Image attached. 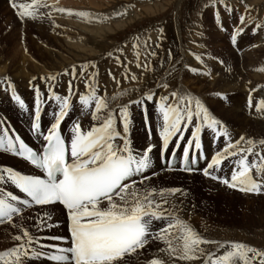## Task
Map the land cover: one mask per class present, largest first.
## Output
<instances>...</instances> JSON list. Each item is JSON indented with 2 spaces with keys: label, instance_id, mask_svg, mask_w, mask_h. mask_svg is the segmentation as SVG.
Here are the masks:
<instances>
[{
  "label": "rangeland",
  "instance_id": "374dc122",
  "mask_svg": "<svg viewBox=\"0 0 264 264\" xmlns=\"http://www.w3.org/2000/svg\"><path fill=\"white\" fill-rule=\"evenodd\" d=\"M54 1L57 0H41V3L59 8V2ZM89 1L88 8L86 6L84 9L74 6L62 8L69 9L65 12H69L73 16H81L76 12L78 11L84 15L92 14L93 17L98 15L101 17L117 16L118 19L122 14L130 12L131 8H135L137 4L135 6L134 4L139 2V0ZM97 1L106 2L107 5L104 3L106 6L101 7ZM17 2L28 4L31 3V0H17ZM152 4L158 5L157 8L162 10L159 9L157 13L142 17V19L138 18L105 38L94 41L91 38L88 40L87 35L74 37V44H79L86 38L88 40L86 47L88 50L90 49L91 53L81 60L74 52L77 49H69L65 45L63 37L69 36L65 34L64 30H60L61 25L55 18L54 8H41L40 14L35 20L25 18L21 21L10 6V0H0V66L2 67L0 68V124H11L25 135V139L29 140L28 130L31 126L29 122H32L35 108V93L32 90V84H35L44 93L45 104L42 107L41 119L47 129L53 122L51 113L57 110L56 103L47 99V85L53 82L47 81L46 78L53 75L57 77V81L54 82V90L61 96L67 95L68 81L72 79L73 83L72 109L62 128L66 133H64L65 137H68L69 140H71L70 129L74 123L79 122L82 131L87 132L93 126L102 125L110 116L115 117L117 130L122 133L119 112L121 108L128 106L132 114L128 138L133 155L139 156L147 147L155 145L149 156H152L151 158L156 156L154 165L157 167L154 171L157 175L151 173L148 179H144L141 183L136 182L132 187L138 186V194L141 195L155 189L156 192L152 194V199H155L156 203H161L162 210H167L165 216H170L171 222L175 223L176 219L182 220L201 239L214 243L199 245L200 248L203 247V253H197L199 258L191 260V262L179 259L178 255L169 256L167 245L163 241L149 238V243L145 248L128 254L123 258L124 261H127V264H149L152 259H160L166 264H187V262L206 264L211 254L219 256L225 251H230L234 243H243L264 252V172L257 171L264 167V159H262L264 145L260 144V141L264 140V135L259 134L253 125L251 128H243L238 120L234 117L230 118V116L227 118L228 115L225 114L231 109L238 108L251 123L258 119L261 121L264 119V107L260 104L264 99L261 94L247 91V88L242 90L244 85L250 83L247 79L248 73L251 71L254 74V68L264 66V0H225V4L231 9L230 12H227L224 5L219 4L218 0H155ZM146 6L154 5H144L140 10L143 11ZM130 14L133 15V13ZM242 15L245 21L240 24ZM127 16H125L126 20H123L128 21L130 18ZM221 20H223L227 31H222L219 27ZM257 25H261V27L257 29ZM237 27H242L244 32L238 37L237 45L233 46L230 43V35ZM48 53L57 55L49 57ZM137 53H139V67H137ZM196 56H200L203 63L196 60ZM221 61L223 64L220 63ZM81 63L82 65H79ZM64 64H67L66 67ZM83 64L84 66L90 64L91 72L87 70L82 74L78 68L82 69ZM73 66L76 68L75 77L70 75ZM193 68L197 69V72H192ZM1 71L6 72L2 73ZM66 72L68 75L65 74ZM84 74L85 78L82 76ZM99 74L102 76H98ZM133 75L136 76V80L132 79ZM27 76L29 77L27 78ZM17 77L21 80L19 81ZM98 78H100L99 81ZM92 79L94 82L96 81L97 95L107 105L99 112L95 110V100L89 107H84L79 103V95H87L89 94L87 92H90L88 88V90L82 91L85 88V82ZM9 82L15 84L17 93L26 102L27 110L21 109L11 99ZM163 84H167L168 87H161ZM146 91L155 93L153 102L145 101L148 111L147 119H145L142 106L131 103L134 100L142 99ZM173 91L177 92L175 98L177 101L181 97L199 99L210 113L221 121V125L228 128L233 144L241 136L245 137V140L237 146L238 148L247 149L249 147L247 141L249 139L254 141L255 145H252L251 153L238 152L236 156H229L221 165L220 171L215 174L230 179L234 168L237 171L240 170L236 162L242 156H246L247 163L251 168L250 175L262 185L259 194L229 188L219 181H213L209 177L203 176L199 170L197 173L189 175L177 171L167 172L158 165L156 162L158 145L162 141L159 137L162 127V116L158 111L160 97L168 96L167 103L171 105L174 103L170 95ZM224 96L226 99L223 98ZM249 99H251V105H249ZM93 114L96 119H93ZM147 124L152 130L154 138L147 136L145 129ZM191 130L189 127L187 133H191ZM30 136L34 138V135L30 134ZM184 139V143H186L189 137ZM206 139L213 141L214 146L210 151L214 152L212 154L214 155L226 146L228 138H215L211 130L205 128L202 133V143ZM177 140L178 137L174 139L171 146ZM115 142L117 145L123 144L119 138ZM31 143L37 145L35 140H32ZM17 163L22 164L15 159L0 160V175L5 176V180L0 181V199H6L12 204L14 201L7 196V193H18L12 183L7 180V173L3 171L2 166L11 167L25 174L33 173L29 168ZM172 188L181 189L184 195L179 192L175 194L165 192L164 197L159 195L162 190ZM131 190L132 188L128 191L131 192ZM117 198L114 200L119 203ZM163 199H167L169 203L164 204ZM30 210L33 208L21 209L19 213L12 215L11 220L3 223L5 225L12 224L23 213L28 212L29 214ZM49 212L47 210L30 212L31 216L39 222L34 229L27 231L39 241V244L34 245L39 250H43L40 245L50 242L47 240L48 236L59 234L58 229L62 228L59 226L60 223L67 222L66 213H59L45 223L43 220L46 215L44 214ZM41 221H43V227ZM168 222V219L154 220L150 231L156 232L165 227ZM13 231H0V254L12 250L20 243L15 237L22 235L24 230L20 233L15 231L13 233ZM15 233L18 234L15 235ZM62 234L65 235V233ZM180 234L179 229H173L170 239ZM176 244L177 241L173 239V246L175 247ZM221 245L223 247H220ZM9 259L10 257H3V260L9 261L11 264L13 259ZM24 259L23 264H39L35 259ZM235 259L238 264H243L238 257ZM0 264H3L2 260H0ZM253 264H259V257Z\"/></svg>",
  "mask_w": 264,
  "mask_h": 264
},
{
  "label": "snow or ice",
  "instance_id": "6c2138e0",
  "mask_svg": "<svg viewBox=\"0 0 264 264\" xmlns=\"http://www.w3.org/2000/svg\"><path fill=\"white\" fill-rule=\"evenodd\" d=\"M219 4L224 5L225 10L231 9L225 4V0H218ZM10 6L15 10L18 19L23 21L25 18L36 19L40 14L41 8H54L57 12L69 11L63 8L41 3V0H31V3H18L17 0H10ZM218 15V11L216 12ZM50 15V14H49ZM84 15V13H79ZM245 21L244 16L240 17V24ZM219 27L222 31H227L224 22L221 20ZM257 29L261 25L256 26ZM163 32V29H161ZM244 32L242 27H237L230 35V43L236 46L238 37ZM255 34V32H254ZM137 47V45H134ZM111 55V53H109ZM154 55V53H153ZM196 60L203 63L200 56ZM119 60V57H117ZM220 63L223 64V61ZM139 53H137V67H139ZM86 66L81 69L85 72ZM197 72V69H191ZM76 68L73 66L71 75L75 77ZM65 74H68L67 72ZM35 79V78H34ZM135 80L136 76L133 75ZM52 81L47 85V99L54 101L57 110L51 113L53 122L50 123L47 132L41 131L42 107L45 104L44 93L38 85L32 84V90L35 93L34 119L31 124L33 132L42 137V151H37L28 145L19 135L13 140L5 130L4 135L0 136V149L6 153H11L19 158L30 162L36 169L42 171L43 175L23 174L8 166H2L3 171L7 173L9 180L16 188L22 191L26 198L21 199L11 192L7 193L12 201H18L24 206H47L60 204L66 211L69 222V237L54 236L51 239L55 241L68 243L69 246L61 247L59 243L51 245H40L48 251H41L34 247L39 244L36 237H33L27 230L15 239L20 243L10 251L0 254V260L3 264H9V261L3 260V257H13L11 264H23V258L36 259L46 258L53 264H127L124 261L126 254L137 252L143 249L149 243V238L163 241L167 245L169 256L178 255L181 260L198 259L197 253H203L199 247L201 244L214 243L201 239L198 234L182 220L176 219L171 222L170 216H165L161 203H156L152 199V194L156 192L152 189L147 194H138V190L132 187L136 184L133 177L140 176L141 180L148 179L142 174L151 167L149 153L155 147L150 145L141 155H133L129 145L128 134L132 124L131 112L128 106L121 108L119 112L123 132L117 130L114 116H110L100 126H93L87 132L82 131L81 124L76 122L70 129V145L66 143L60 129L64 120L68 117L72 109L73 83L68 81L67 95L57 94L55 75L46 78ZM11 88V99L15 101L21 109H26L25 100L17 93L14 83L9 82ZM85 87L91 89L89 94H80L79 103L84 107H89L95 100V110L99 112L107 107L104 100L97 95L94 79L86 81ZM167 88V84L161 85ZM7 90V89H6ZM171 97L173 104H168V96H161L159 103V113L162 116V127L159 131V137L162 140V152H166L173 138L178 137L179 141L184 140L185 134L191 127L190 137L183 149V170L192 173L197 171L194 167L198 163L195 151L202 150V133L205 128L211 130L215 138L225 137L226 146L211 156L210 162L200 170L203 176L209 177L213 181H219L229 188L238 189L242 192L259 194L262 189L261 183L253 179L250 175L251 168L247 163L246 156H242L236 163L240 170L235 168L231 172L230 179L224 176H218L221 165L229 156H236L238 152H252L254 141H247V149L237 148L245 137L241 136L233 144L230 140V133L227 127L221 125V121L215 118L199 99L192 97H181L178 101L177 92L173 91ZM155 93L146 91L142 99L132 101V104L142 106L145 119H147V102L154 101ZM226 99V96L223 97ZM264 107V101L260 102ZM251 105V99H249ZM93 119H96L93 114ZM195 121V123H194ZM119 138L123 141L122 145H117L115 141ZM264 145V140L260 141ZM194 152L189 157L190 149ZM236 149L233 151L232 149ZM69 156L71 162H69ZM174 159L175 154H172ZM200 159H208L201 155ZM264 159V157H262ZM264 172V167L257 170ZM152 175H157L153 172ZM5 176L0 175V181H4ZM132 188L131 192L128 190ZM165 192L175 194L177 192L184 195L179 188L162 190L159 195L164 197ZM118 197L119 203L113 198ZM107 201V207H102ZM167 204L168 200L163 199ZM20 207L7 202L6 199H0V219L7 218L11 220L14 213H19ZM48 220L52 217L45 213ZM168 219L165 227L151 232L150 227L153 221ZM43 227V221H41ZM51 227V225H48ZM179 229L180 235L172 236V230ZM173 239L177 241L173 246ZM223 247V245H221ZM51 251V255L48 252ZM251 254V255H250ZM239 258L243 264H253L259 257V264H264V252L243 243H234L232 250L225 251L219 256L211 254L206 264H238ZM149 264H165L163 260L152 259Z\"/></svg>",
  "mask_w": 264,
  "mask_h": 264
},
{
  "label": "bare ground",
  "instance_id": "6f19581e",
  "mask_svg": "<svg viewBox=\"0 0 264 264\" xmlns=\"http://www.w3.org/2000/svg\"><path fill=\"white\" fill-rule=\"evenodd\" d=\"M101 1V0H100ZM100 1H97L98 3H100V6L101 7H104V6H106L107 4H106V2H100ZM106 1V0H105ZM154 1L155 0H139V2H137V3H135L134 4V6L136 5V7L135 8H131V10H130V12H127V13H124V15L125 16H127V18H130V19H128V21H125L126 19H125V16L122 14V16H120L118 19H117V16H110V17H101V16H91L92 14H89V15H81V16H78V15H74L73 16V14L71 15V13H69V12H55V18L57 19V21H58V24H60L61 25V28H60V30H64V32H65V34H67L69 37H63V38H65L63 41L65 42V45L69 48V49H77V51H75L74 50V52L76 53V55H77V57H79L81 60H84L85 59V57L86 56H88L90 53H91V51H89L88 50V48L86 47V45H87V43H88V40L91 38L92 40H97V39H101V38H105V37H107V35H110V34H112V33H114V32H116L117 30H119V29H122V28H124V27H126V25H128L130 22H132V21H134V20H136V19H138V18H140V19H142V17H145V16H149V15H152V14H155V13H157L158 11H159V9H161V8H157L158 7V5H155V4H152V3H154ZM158 1V0H157ZM54 2H59L58 4H59V8H62V7H70V6H74L75 8L76 7H83V9L85 8V6L87 7L89 4H90V1L88 0V2H86V0H68V1H64V0H57V1H54ZM108 2V1H107ZM110 2V1H109ZM154 5V6H146V8H144L143 9V11L142 10H140V8L141 7H143L144 5ZM256 4V3H255ZM235 5H237V4H235ZM92 6V5H91ZM90 7V6H89ZM88 8V7H87ZM82 9V10H83ZM69 10V9H68ZM129 10H127V11H129ZM162 10V9H161ZM72 12V11H71ZM77 13H80V12H78V11H76ZM102 13V12H101ZM130 13H133V15L132 14H130ZM127 14V15H126ZM130 14V15H129ZM112 15V14H111ZM132 15V16H131ZM135 15V16H134ZM55 19V20H56ZM115 19H117L116 21H114ZM123 19H125V20H123ZM114 23V24H113ZM66 35V36H67ZM83 35H87L89 38H88V40H87V38L85 39V40H83L81 43H79V44H74L75 42H74V37H76V36H79V37H81V36H83ZM65 36V35H64ZM85 37V36H84ZM63 38H61V39H63ZM60 39V40H61ZM264 40V39H263ZM59 41V40H58ZM77 41V40H76ZM89 45V44H88ZM87 49H86V48ZM249 54V53H248ZM247 54V55H248ZM250 54H251V52H250ZM255 54V53H254ZM48 55H49V57H54V55H57V54H53V53H48ZM91 56V55H90ZM95 56V55H94ZM248 57V56H247ZM251 57V56H250ZM92 59V58H91ZM124 59V58H123ZM80 60V61H81ZM251 61V60H250ZM109 63H110V61H109ZM120 64L122 63V62H119ZM194 63V62H193ZM104 64V63H103ZM126 64H127V62H126ZM195 64V63H194ZM256 64V63H255ZM65 65V64H64ZM67 65V64H66ZM66 65H65V67H66ZM79 65H82V63L81 64H79ZM105 65H107V64H105ZM109 65V64H108ZM107 65V66H108ZM115 65V64H114ZM83 66H84V64H83ZM85 66H86V69L87 70H89L90 68H91V66H90V64H85ZM84 66V67H85ZM129 66V65H128ZM249 66H250V64H249ZM81 67V66H80ZM115 67V66H114ZM255 67V66H254ZM0 68H2L1 66H0ZM5 68V67H4ZM103 68H104V66H103ZM125 68H128V67H125ZM251 68V67H250ZM79 70H80V72H81V68H78ZM77 69V70H78ZM114 69H116V67L114 68ZM87 70H86V72H87ZM131 70H132V68H131ZM144 70V69H143ZM248 70V69H247ZM254 71V74L253 73H251V71L248 73V78L247 79H249L248 81L250 82L249 84H247V85H244L243 86V88H242V90L245 88H247L248 90L247 91H250V92H258V93H260L261 94V97H263V99H264V66L262 65V66H257L256 68H254L253 69ZM99 71V70H98ZM135 71V70H134ZM2 73H5V72H3V71H1ZM89 72H91L90 70H89ZM88 72V73H89ZM94 72V71H93ZM22 73V72H21ZM82 73V72H81ZM116 73V72H115ZM132 73V72H131ZM1 74V73H0ZM92 74V73H91ZM246 74V73H245ZM15 75V74H14ZM23 75V74H22ZM68 75V74H67ZM71 75V74H70ZM117 75V74H116ZM225 75V74H224ZM16 76H18V75H16ZM20 76V75H19ZM24 76V75H23ZM72 76V75H71ZM79 76V75H78ZM82 76H84V78H85V74L84 75H82ZM90 76V75H89ZM98 76H102V75H98ZM129 76H131V75H129ZM245 76V75H244ZM14 77V76H13ZM29 76H27V78H28ZM69 77V76H68ZM91 77V76H90ZM107 77H109L108 75H107ZM243 77V76H242ZM18 78V77H17ZM24 78V77H23ZM95 78V77H94ZM103 78V77H102ZM118 78V77H117ZM231 78V77H230ZM246 78V77H245ZM90 79V78H89ZM99 79L100 78H98V81H99ZM112 79V78H111ZM113 79H115V78H113ZM234 79V78H233ZM238 79V78H237ZM18 80H19V78H18ZM20 80H21V78H20ZM19 80V81H20ZM28 80V79H27ZM62 80V79H61ZM72 80V79H71ZM77 80V79H76ZM103 80V79H102ZM104 80H106V79H104ZM136 80V79H135ZM187 80V79H186ZM15 81V80H14ZM66 81H68V80H66ZM86 81V80H85ZM89 81V80H88ZM111 81H113V80H111ZM244 81V80H243ZM61 82V81H60ZM63 82V81H62ZM61 82V83H62ZM96 82V81H95ZM185 82V81H184ZM192 82V81H191ZM246 82V81H245ZM27 83H29V82H27ZM86 83V82H85ZM98 83V82H97ZM106 83V82H105ZM111 83V82H110ZM117 83H118V81H117ZM116 83V84H117ZM189 83V82H188ZM77 84V83H76ZM96 84V83H95ZM102 84H104V83H102ZM107 84V83H106ZM114 84V83H113ZM210 84V83H209ZM238 84V83H237ZM68 85V84H67ZM78 85V84H77ZM80 85V84H79ZM230 85V84H229ZM234 85V84H233ZM60 87V86H59ZM106 87V86H105ZM25 88H27V87H25ZM98 88V87H97ZM84 90H82V91H85V89H87L86 87L85 88H83ZM108 89V88H107ZM88 90V89H87ZM86 90V91H87ZM104 90V89H103ZM109 90V89H108ZM259 90V91H258ZM90 91H91V89H90ZM78 92V91H77ZM83 93H85V92H83ZM87 93H89V92H87ZM107 93V92H106ZM113 94V93H112ZM110 95H111V93H110ZM106 96H107V94H106ZM257 96V95H256ZM102 97H104V96H102ZM108 97V96H107ZM113 97V96H112ZM111 97V98H112ZM109 98V97H108ZM113 99V98H112ZM115 101V100H114ZM107 102H109V101H107ZM225 106V105H224ZM116 107V106H115ZM211 107V106H210ZM222 112V111H221ZM220 113V112H219ZM224 114V113H223ZM226 114V116H227V118L230 116V118H232V117H234V119H236V120H238L239 122H240V124H241V126L243 127V128H245V129H247V128H251V126L253 125L254 127H255V129L257 130V132L259 133V134H263L264 135V119L261 121V120H253L254 121V123H251V121L238 109V108H234V109H231V110H229V111H227V113H225ZM33 115V114H32ZM216 116V115H215ZM225 116V115H224ZM217 117V116H216ZM225 118V117H224ZM32 119V118H31ZM223 120H225V119H223ZM31 121V120H30ZM88 121V120H87ZM235 121V120H234ZM41 122H42V119H41ZM237 122V121H236ZM30 123H32V122H29V125H31ZM87 123V122H86ZM88 124V123H87ZM43 127H44V125H43V122H42V124H41ZM90 126V125H89ZM85 127H88V126H85ZM42 128V127H41ZM243 128H241V129H243ZM44 129H45V127H44ZM46 131H47V129H45ZM29 131H31V126L29 127V130H28V135H29V140H27V139H25V135L22 133L21 134V136L26 140V141H29V142H31L32 140H35V142H36V144L38 143V141H39V137L37 138V137H34V138H31V136H30V132ZM62 131H63V129H62ZM240 131V130H239ZM245 131V130H244ZM237 132V131H236ZM241 132V131H240ZM32 135V134H31ZM65 135V134H64ZM239 135H241V134H239ZM152 138H154V134H153V137ZM28 142V143H29ZM116 143V142H115ZM162 143V142H161ZM117 144V143H116ZM245 144V143H244ZM31 145L32 146H34V147H36L34 144H32L31 143ZM160 143H159V145H158V151H159V148H160ZM255 145V144H254ZM203 146H204V148H205V150H206V152H207V155H208V158L209 157H211L212 156V154L214 153V152H211L210 151V149L211 148H213V146H214V143H213V141H211V140H209V139H206V140H204V143H203ZM219 146H220V143H219ZM243 146V145H242ZM245 146V145H244ZM148 148V147H147ZM146 148V149H147ZM238 148V147H237ZM243 148V147H242ZM235 149V148H234ZM234 151V150H233ZM5 156V157H4ZM8 157V158H7ZM9 158H11V159H15V160H17V161H19V162H21L22 164H18V165H20V166H23V167H27V168H29V166L25 163V162H23L22 160H19V159H17V158H15V157H12L11 155H9V154H7V153H4V152H1L0 151V160L1 161H9V160H11V159H9ZM210 159V158H209ZM152 168H156V166L154 165V167H153V162L151 161V167L149 168V171L152 169ZM153 171V169L146 175L147 177L151 174V173H153L152 172ZM154 171H155V169H154ZM200 172V171H199ZM179 173H181V172H179ZM197 173V172H196ZM182 174H184V173H182ZM180 175V174H176L177 176H183V175ZM33 175V174H32ZM169 175V174H168ZM15 188V187H14ZM138 188V186H135V189H137ZM139 189V188H138ZM15 190H16V188H15ZM177 199V198H176ZM117 200L119 201V199L117 198ZM154 201H156L155 199H154ZM169 203V202H168ZM103 207H107V201H105L104 202V204L102 205ZM42 210H47V211H50L48 214H50L51 215V217L52 218H54L56 215H58L59 213H65L66 211H64L59 205H50V206H46V207H34L33 208V210H30L29 211V214H28V212H26V213H23L22 215H21V217H19L16 221H14L12 224L10 223V224H8V225H5L3 222H0V231H8V232H10V231H13V229L15 228V232H18V233H20L22 230H32V229H34L35 227H36V224L39 222H37V220H35L32 216H31V214H30V212L31 211H42ZM13 220V219H12ZM45 223H47V222H49L50 220H48V218H47V216H45V218H44V220H43ZM41 223V222H40ZM67 222L65 221L64 223H60V225L59 226H61L62 228H59L58 230V232H59V234L58 235H55V236H66L67 235ZM63 226H65V228H63ZM18 230V231H17ZM14 231H13V233H14ZM7 233V232H6ZM18 233H15V235L16 234H18ZM23 233V232H22ZM62 233H65V235L64 234H62ZM49 237H54V235H51V236H49ZM47 244H54V242H47ZM221 247V246H220ZM203 248V247H202ZM42 249V248H41ZM46 249L44 248L43 250H41V251H45ZM128 254H126L125 255V257L127 256ZM134 256V255H133ZM209 256V255H208ZM128 258V257H127ZM10 259L12 260V259H14L13 257H10ZM9 259V260H10ZM24 259V258H23ZM39 264H49V263H47L45 260H43V259H41V258H36L35 259ZM130 260V259H129ZM169 260V259H168ZM23 261H25V259L23 260ZM174 261V260H173ZM184 261V260H183ZM188 261V260H187ZM169 262V261H168ZM192 262V261H191ZM180 263V262H179ZM166 264V263H165ZM184 264V263H183ZM187 264H190V263H188L187 262ZM240 264V263H239Z\"/></svg>",
  "mask_w": 264,
  "mask_h": 264
}]
</instances>
